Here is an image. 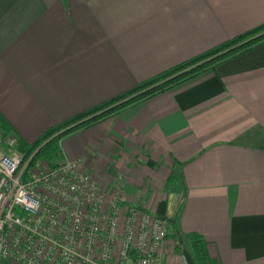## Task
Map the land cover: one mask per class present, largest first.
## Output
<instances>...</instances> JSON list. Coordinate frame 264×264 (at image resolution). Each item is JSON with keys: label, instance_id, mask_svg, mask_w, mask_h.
Instances as JSON below:
<instances>
[{"label": "crops", "instance_id": "0c3cea01", "mask_svg": "<svg viewBox=\"0 0 264 264\" xmlns=\"http://www.w3.org/2000/svg\"><path fill=\"white\" fill-rule=\"evenodd\" d=\"M263 23L264 0H0V120L32 144ZM58 158L201 236L213 264H264V44L70 135ZM167 233L163 263L185 264Z\"/></svg>", "mask_w": 264, "mask_h": 264}, {"label": "built area", "instance_id": "2783aa9c", "mask_svg": "<svg viewBox=\"0 0 264 264\" xmlns=\"http://www.w3.org/2000/svg\"><path fill=\"white\" fill-rule=\"evenodd\" d=\"M167 225L103 191L77 161L50 164L0 132V260L164 264Z\"/></svg>", "mask_w": 264, "mask_h": 264}, {"label": "trees", "instance_id": "16d2710c", "mask_svg": "<svg viewBox=\"0 0 264 264\" xmlns=\"http://www.w3.org/2000/svg\"><path fill=\"white\" fill-rule=\"evenodd\" d=\"M264 44V23L237 37H234L210 50L181 62L172 68L140 83L132 90L100 104L75 118L49 129L32 144L17 139L18 151L27 156L35 153V158L50 164L59 156L62 142L80 130L93 128L125 109L136 106L160 94L184 85L208 72L216 69L243 54ZM0 132L3 136L10 135L7 125L0 120ZM193 264H213L207 254V244L196 234L187 235ZM178 248V245H177Z\"/></svg>", "mask_w": 264, "mask_h": 264}, {"label": "rangeland", "instance_id": "374dc122", "mask_svg": "<svg viewBox=\"0 0 264 264\" xmlns=\"http://www.w3.org/2000/svg\"><path fill=\"white\" fill-rule=\"evenodd\" d=\"M171 91V90H170ZM59 154V153H58ZM55 160L56 161H58V162H60V160H59V158L58 157H56L55 158ZM56 161H54L53 163H56ZM175 221V219L173 218V222ZM172 221H170V218H168V221H167V226H168V228H169V232H170V234H171V237H170V240L172 239V240H175L174 242L178 245V243L181 241L182 243H183V245H184V248L186 249H188L189 248V241H188V239L186 240V236L184 237V236H180V235H178L177 233H176V228L174 227V228H172V223H173ZM180 236V237H179ZM186 249V250H187Z\"/></svg>", "mask_w": 264, "mask_h": 264}, {"label": "water", "instance_id": "95a60500", "mask_svg": "<svg viewBox=\"0 0 264 264\" xmlns=\"http://www.w3.org/2000/svg\"><path fill=\"white\" fill-rule=\"evenodd\" d=\"M178 248L182 258L184 259L185 264H193L190 254L184 248V245L181 241L178 243Z\"/></svg>", "mask_w": 264, "mask_h": 264}]
</instances>
